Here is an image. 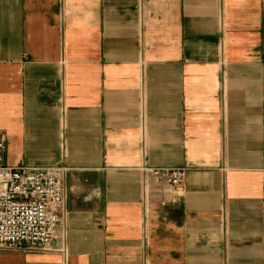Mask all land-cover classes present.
Returning <instances> with one entry per match:
<instances>
[{
  "label": "crops",
  "instance_id": "1",
  "mask_svg": "<svg viewBox=\"0 0 264 264\" xmlns=\"http://www.w3.org/2000/svg\"><path fill=\"white\" fill-rule=\"evenodd\" d=\"M0 131L67 167L65 252L0 264H264V0H0Z\"/></svg>",
  "mask_w": 264,
  "mask_h": 264
},
{
  "label": "built area",
  "instance_id": "2",
  "mask_svg": "<svg viewBox=\"0 0 264 264\" xmlns=\"http://www.w3.org/2000/svg\"><path fill=\"white\" fill-rule=\"evenodd\" d=\"M6 139L0 131V249L65 252V176L63 164L33 167L5 162ZM161 186L160 206L177 203L186 168H150Z\"/></svg>",
  "mask_w": 264,
  "mask_h": 264
},
{
  "label": "rangeland",
  "instance_id": "3",
  "mask_svg": "<svg viewBox=\"0 0 264 264\" xmlns=\"http://www.w3.org/2000/svg\"><path fill=\"white\" fill-rule=\"evenodd\" d=\"M60 165V164H59Z\"/></svg>",
  "mask_w": 264,
  "mask_h": 264
}]
</instances>
